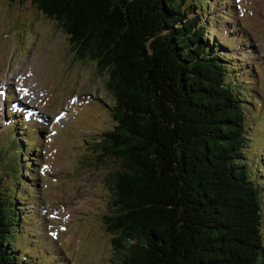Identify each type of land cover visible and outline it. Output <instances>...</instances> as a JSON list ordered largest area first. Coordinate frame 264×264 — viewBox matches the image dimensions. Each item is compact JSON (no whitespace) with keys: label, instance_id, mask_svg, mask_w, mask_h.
<instances>
[{"label":"trees","instance_id":"16d2710c","mask_svg":"<svg viewBox=\"0 0 264 264\" xmlns=\"http://www.w3.org/2000/svg\"><path fill=\"white\" fill-rule=\"evenodd\" d=\"M11 1H31L106 76L113 127L91 145L114 164L105 224L117 264H264L251 80L228 39L209 36L212 0ZM12 123L0 147V264H31L43 255L22 248L20 202L36 134Z\"/></svg>","mask_w":264,"mask_h":264},{"label":"rangeland","instance_id":"374dc122","mask_svg":"<svg viewBox=\"0 0 264 264\" xmlns=\"http://www.w3.org/2000/svg\"><path fill=\"white\" fill-rule=\"evenodd\" d=\"M209 14L217 17L209 36L228 39L227 57L251 80L250 147L264 160V0H212ZM105 80L94 64L75 56L67 36L31 1L0 0V147L8 146L4 134L12 122L28 129L27 138L36 134L26 151L31 187L23 188L28 197L20 202L28 215L22 248L43 255L31 264L118 262L116 236L105 224L113 209L107 176L114 164L91 145L113 127ZM261 235L264 246V225Z\"/></svg>","mask_w":264,"mask_h":264}]
</instances>
